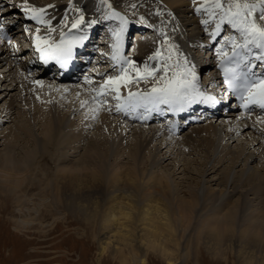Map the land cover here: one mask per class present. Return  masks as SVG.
<instances>
[{"label":"bare ground","instance_id":"bare-ground-1","mask_svg":"<svg viewBox=\"0 0 264 264\" xmlns=\"http://www.w3.org/2000/svg\"><path fill=\"white\" fill-rule=\"evenodd\" d=\"M143 1L146 23L129 12L125 0H108L127 17L128 28L136 26L138 35L147 31L148 38L124 57L138 67L156 66L159 61L148 57L158 48L167 55L163 29L176 45L173 62L183 65L186 58L187 67L197 64L216 24L201 23L209 19L196 11L204 0ZM27 3L46 10L44 19L55 31L32 21L45 36L58 35L65 16L70 27L79 16L75 9L83 12L85 24L97 21L93 29H76L82 36L119 27V20L103 19L106 6L100 0ZM24 4L18 0L17 6L23 10ZM13 7L5 14L25 19ZM222 26L231 31V25ZM101 40L108 43L107 34ZM4 54L0 216L6 211L15 233L43 240L66 228L96 244L97 264L109 255L117 264H149L153 256L167 264H201L203 254L213 264H264V115L222 113L170 136L154 122L136 124L129 114H116L115 93L97 96L95 89L114 75L109 70L100 75L107 64L94 66L87 80L57 82L33 67L27 73L30 65L19 63L12 52ZM149 87L151 82H141L136 92Z\"/></svg>","mask_w":264,"mask_h":264},{"label":"snow or ice","instance_id":"snow-or-ice-1","mask_svg":"<svg viewBox=\"0 0 264 264\" xmlns=\"http://www.w3.org/2000/svg\"><path fill=\"white\" fill-rule=\"evenodd\" d=\"M100 2L106 6L103 19L115 18L120 22L119 28L112 32L114 43L111 46L113 49L112 59L120 67L117 76L107 77L104 83L98 89H95L97 96L115 93L114 98L120 100L121 87L128 88L133 84L139 86L141 82L147 85L151 82V87L147 90L137 92L129 90L125 104L133 109L136 107H144L149 112L163 111L160 106L166 105L168 111L176 113L184 111L187 106L193 103H217L216 97L205 95L199 91L194 67H187L188 61L186 58L183 61V65H181L179 60L173 62L176 45L168 42L167 34L163 29L160 30V35L164 37L162 47L167 45V55L162 54L158 48L153 55L148 57L149 61H159L156 66H150L146 62L143 67H138L131 59L122 57L120 52L129 21L127 17L115 11L108 0H100ZM48 7L54 6L49 5ZM201 10L209 17L208 20H203L201 23L208 25L210 20H216L214 30L209 32V36L213 40L219 36L221 25L225 23L240 32L243 37V43L238 44L235 37L224 38L226 43H231L232 45V58L234 63L232 69H224L225 82L228 84L229 89L239 90L241 92V99L245 100V107L251 103H258L264 107V79L253 80L249 76V72L244 71L248 65L247 56L236 51L237 48L248 49L250 44L264 50V0H253V2H249V0H228L226 5L221 0H204V3L196 9L197 12ZM23 11L30 19L35 20L38 24L49 25V31H55V29L50 27V21L44 19L46 12L44 8L30 6L27 0H25ZM75 11L79 12V16L73 18L71 27L73 29H79L86 22L83 12L79 9H75ZM157 14L159 15L160 13ZM67 20L68 18L65 16V26ZM139 22L146 23L143 17L140 18ZM96 23V20L88 21L87 26L91 27ZM3 29V23H0V32H3ZM38 32L39 29H37ZM64 35V33H61L62 38L59 43H49L47 39H43L39 35L35 37L36 48L41 52V59L45 61L53 59L60 63L62 67H67L72 59L73 48L78 44H82L86 36H80L66 41L63 39ZM218 54L221 57L227 56V53L223 49L219 50ZM257 59L264 61V55L258 56ZM221 63L223 64V59ZM170 70L172 71L171 76L168 75ZM158 73L162 74L158 75ZM85 79L87 80V77ZM236 81H240V83H236ZM244 93L247 94L246 97ZM84 103L87 102H82V105ZM125 104H117V110L124 108Z\"/></svg>","mask_w":264,"mask_h":264},{"label":"rangeland","instance_id":"rangeland-1","mask_svg":"<svg viewBox=\"0 0 264 264\" xmlns=\"http://www.w3.org/2000/svg\"><path fill=\"white\" fill-rule=\"evenodd\" d=\"M12 1L17 2V0ZM125 2L130 6L129 12L140 18L148 12L146 2L143 0H125ZM5 212L0 216V264H97L96 244L93 246L89 237L79 238L66 231V228L59 227L46 239L32 240L12 230ZM194 251L195 249L191 250V259L195 254ZM201 253H205L204 250ZM203 255L206 259L201 264H213L206 254ZM110 258H112L110 255L105 256L102 264H117ZM162 260L153 256L149 264H167ZM191 262L192 260L184 264H193Z\"/></svg>","mask_w":264,"mask_h":264}]
</instances>
